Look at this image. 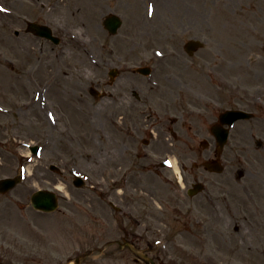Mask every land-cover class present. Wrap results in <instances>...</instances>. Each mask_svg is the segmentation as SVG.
<instances>
[{"label": "rangeland", "instance_id": "374dc122", "mask_svg": "<svg viewBox=\"0 0 264 264\" xmlns=\"http://www.w3.org/2000/svg\"><path fill=\"white\" fill-rule=\"evenodd\" d=\"M108 13L123 17L117 35L101 25ZM44 15H52L51 25L67 45L65 52L26 32L28 21H44ZM171 28L178 31L174 37L166 34ZM192 37L206 41L205 68L214 67L217 56L228 62L224 69L236 81L239 104L255 113V118L235 125L234 138L224 147L232 161L225 162L222 174L207 172L205 177L201 166L186 161L184 180L160 168L153 175L141 160L133 167L135 178L130 170L115 169L132 165L125 158L112 163L109 172L107 162L118 158L130 135L119 117V129L110 124L108 109L114 104L109 107L110 100L92 93L110 89L103 81L108 51L101 47L116 43L124 50L127 43H143L148 48L154 38L155 45L170 41L181 47ZM263 42L264 0H0V178L18 174L24 146L37 143L44 150L30 161L22 183L0 193V263L74 264L81 257L80 264H264ZM85 49L102 55L103 66H93ZM69 50L75 56L68 57ZM60 67L66 70L58 72ZM69 68L84 81L92 78L82 84V93L74 92ZM46 83L52 105L42 104L45 113L53 107L50 112L60 122L55 126L35 92ZM190 125L187 120L184 136L202 152L201 141L210 132H197ZM79 143L83 148H76ZM189 155L193 159L191 151ZM50 163L62 172L51 170ZM73 171L87 176L85 187L74 186ZM125 172L131 173L129 186L122 183ZM196 178H206L207 190L189 197L184 185ZM59 183L66 188L58 192L59 208L53 213L35 210L32 193L39 188L57 191ZM108 189L146 219L142 225L108 207ZM206 194L218 199L219 209H211ZM128 237L150 260L123 246Z\"/></svg>", "mask_w": 264, "mask_h": 264}, {"label": "flooded vegetation", "instance_id": "af4514ba", "mask_svg": "<svg viewBox=\"0 0 264 264\" xmlns=\"http://www.w3.org/2000/svg\"><path fill=\"white\" fill-rule=\"evenodd\" d=\"M172 31L169 32V36L173 35ZM167 45V48H164L167 54L160 58H154L153 47L144 49L139 44L126 50L116 48L108 51L107 57L110 61L114 57L124 60V63L138 62L142 58H149L156 65L153 77L145 78L135 74L115 78V81L116 79L119 81L112 82L111 88L114 91L109 92L105 97L106 100H110L109 107L111 102L114 104L112 108L108 107V115L111 117L110 124L116 125L119 129L116 121V118L119 117L122 119L123 128L130 135L127 141L128 145L124 144L125 148L119 152V158L122 160L125 158L135 164L139 160L147 164H156L158 159H154L155 155L164 158L175 155L178 161L186 162L192 160L189 155L191 151L193 160L205 163L215 155L217 146V139L212 135L213 126L218 124L219 115L223 111L238 109V98L233 91V85L230 84L231 80L227 75L223 76V73L226 72L223 71L221 63H215V67H213L218 77L209 76L210 81L206 79L204 75L206 62L204 53L206 51L200 50L193 55H188L173 42ZM129 51L132 53L128 55L126 52ZM120 53L125 54L121 55ZM219 53L222 54L220 50ZM196 55H198V62L204 64L200 69L196 67ZM191 70L193 71L190 75L189 71ZM164 72L166 75L163 77ZM161 81L165 89L158 91L156 87H159ZM229 87V92L224 91ZM170 113L175 115L172 118V126L166 125V130H164L160 126L162 119L158 118L160 115ZM187 120H190V126L194 127L195 131L210 132L208 147L202 148L204 149L202 152H197V145L189 143V138L184 136L182 128ZM203 125H205L204 128ZM149 131H157L158 137L152 140L148 137ZM169 135H173L171 141L161 146L160 141L163 137L164 139L168 138ZM117 142L114 141V143ZM211 148L212 151L204 156L203 153ZM225 158L229 160L232 159V156L225 153ZM206 173L207 170H204L200 174L205 177ZM195 180H199V178ZM201 180L206 181V178ZM205 200L211 209L217 210L218 199L213 194H210L209 198ZM260 249H264V246H260Z\"/></svg>", "mask_w": 264, "mask_h": 264}, {"label": "water", "instance_id": "95a60500", "mask_svg": "<svg viewBox=\"0 0 264 264\" xmlns=\"http://www.w3.org/2000/svg\"><path fill=\"white\" fill-rule=\"evenodd\" d=\"M119 24H120L119 20L114 21L113 25L111 26L113 32L116 31V27H118ZM41 28H42L41 31H39L38 30L39 27H38L37 31L42 33V31L47 29L46 27H41ZM49 33H50V31L46 30V32L44 34H49ZM189 44H193L195 46L198 43L192 42ZM242 116L245 117V116H250V115H247L246 113L239 112L238 117L241 118ZM18 179L13 178V179L0 180V189L2 191H6L9 188H12L13 186L16 185V183L18 182ZM32 203H33V206L35 207V209L44 210V211H46V210L47 211H53V210L57 209V205H58L56 195L54 193L48 192V191L36 192L32 196Z\"/></svg>", "mask_w": 264, "mask_h": 264}, {"label": "bare ground", "instance_id": "6f19581e", "mask_svg": "<svg viewBox=\"0 0 264 264\" xmlns=\"http://www.w3.org/2000/svg\"><path fill=\"white\" fill-rule=\"evenodd\" d=\"M36 2V1H35ZM40 1H38V3H39ZM70 73H71V76H70V79H71V81H72V84H73V87H75L76 86V90L74 91V92H76V93H82L81 91H82V86L83 85H86L87 83H89V81H90V77H88V79L86 80V81H84L83 79H81L82 78V76H79L78 74H77V71H72V69L70 70ZM73 73V74H72ZM83 84V85H82ZM88 85V84H87ZM25 153H29V151L28 150H26L25 151ZM176 159H173L172 161L174 162V165H175V168L177 169V171H179V169H178V165H177V161H175ZM29 167H30V165H29ZM29 173H31L30 172V170H29ZM56 188L57 189H59V190H61L62 192H65L66 191V188H65V186H64V184L63 183H59V184H57V186H56Z\"/></svg>", "mask_w": 264, "mask_h": 264}]
</instances>
